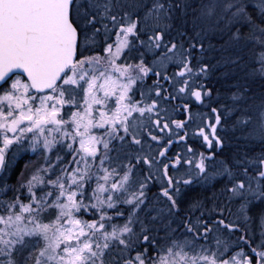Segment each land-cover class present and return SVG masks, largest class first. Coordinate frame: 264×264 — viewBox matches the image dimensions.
<instances>
[{
  "label": "snow or ice",
  "instance_id": "1",
  "mask_svg": "<svg viewBox=\"0 0 264 264\" xmlns=\"http://www.w3.org/2000/svg\"><path fill=\"white\" fill-rule=\"evenodd\" d=\"M0 264H264V0H0Z\"/></svg>",
  "mask_w": 264,
  "mask_h": 264
},
{
  "label": "trees",
  "instance_id": "2",
  "mask_svg": "<svg viewBox=\"0 0 264 264\" xmlns=\"http://www.w3.org/2000/svg\"><path fill=\"white\" fill-rule=\"evenodd\" d=\"M194 111L207 112L208 110H207L206 108H200V109H194ZM176 118H183V117H176ZM197 142L200 143L199 140H197ZM175 146L177 147L178 144L175 145ZM199 150H201V151H205V150H206V147H200ZM36 159H37L36 156L27 154L22 160H20V161L18 162V164H17L16 169L14 170L13 175H12L11 178L9 179V183H11V184H15V182H16V178L19 176V172H20V170L23 169L24 164H25L26 162H28L29 160H36ZM154 190H155V189H154ZM249 227H250V230H251V231H257V232H258V230H259L258 221H257L256 223L251 224Z\"/></svg>",
  "mask_w": 264,
  "mask_h": 264
},
{
  "label": "rangeland",
  "instance_id": "3",
  "mask_svg": "<svg viewBox=\"0 0 264 264\" xmlns=\"http://www.w3.org/2000/svg\"><path fill=\"white\" fill-rule=\"evenodd\" d=\"M192 131V129L191 128H189V132H191ZM189 142V141H188ZM201 143V142H200ZM200 143H196V144H193V146L194 147H196L198 144H200ZM175 146H173V148H172V150H171V152H174L175 150H176V148H174ZM178 149L176 150L177 152H179V151H181L182 150V145H179L178 144ZM206 147V146H205ZM29 155H32L31 153H29Z\"/></svg>",
  "mask_w": 264,
  "mask_h": 264
},
{
  "label": "flooded vegetation",
  "instance_id": "4",
  "mask_svg": "<svg viewBox=\"0 0 264 264\" xmlns=\"http://www.w3.org/2000/svg\"><path fill=\"white\" fill-rule=\"evenodd\" d=\"M188 143H192V140L190 139ZM174 146H175V145H174ZM174 148H176V150L178 149V147H176V146H175ZM176 150H175L174 152H170L169 154H170V155L174 154L175 152H177Z\"/></svg>",
  "mask_w": 264,
  "mask_h": 264
}]
</instances>
